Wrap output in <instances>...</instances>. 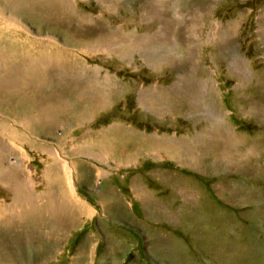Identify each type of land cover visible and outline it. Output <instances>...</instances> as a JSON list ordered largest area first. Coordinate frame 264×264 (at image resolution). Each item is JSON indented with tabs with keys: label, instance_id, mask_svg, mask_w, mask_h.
Returning <instances> with one entry per match:
<instances>
[{
	"label": "rangeland",
	"instance_id": "rangeland-1",
	"mask_svg": "<svg viewBox=\"0 0 264 264\" xmlns=\"http://www.w3.org/2000/svg\"><path fill=\"white\" fill-rule=\"evenodd\" d=\"M0 88V264H264V0H0Z\"/></svg>",
	"mask_w": 264,
	"mask_h": 264
},
{
	"label": "bare ground",
	"instance_id": "bare-ground-1",
	"mask_svg": "<svg viewBox=\"0 0 264 264\" xmlns=\"http://www.w3.org/2000/svg\"><path fill=\"white\" fill-rule=\"evenodd\" d=\"M53 2H54V1H53ZM33 4H35V3H33ZM43 5H44V4H43ZM57 5H58V4H57ZM10 6H11V5H10ZM33 6H34V5H33ZM41 6H42V5H41ZM44 6H45V5H44ZM44 8H45V7H44ZM51 8H52V7H51ZM32 9H33V8H32ZM42 9H43V8H42ZM48 9H49V8H48ZM53 11H54V10H53ZM37 12H38V11H37ZM225 33H226V32H225ZM118 36H119V35H118ZM228 38H229V37H228ZM216 39H217V38H216ZM114 41H115V40H114ZM12 43H13V42H12ZM1 60H2V59H1ZM99 64H100V63H99ZM99 67H100V66H99ZM47 68H48V67H47ZM70 68H71V67H70ZM54 73H55V72H54ZM106 74H107V73H106ZM24 76H25V75H24ZM17 77H18V76H17ZM12 78H13V77H12ZM24 78H25V77H24ZM12 81H13V80H12ZM2 88H3V87H2ZM0 89H1V88H0ZM14 94H15V93H14ZM47 112H48V111H47ZM49 112H50V111H49ZM49 112H48V113H49ZM48 113H47V114H48ZM51 113H52V115L54 114L53 111H52ZM47 114H46V115H47ZM49 115H50V114H49ZM49 119H50V116H49ZM49 119H48V120H49ZM49 121H52V120H49ZM115 127H116V126H115ZM122 127H123V126H122ZM125 128H126V127H125ZM126 129H127V128H126ZM50 152H52L51 149H50ZM55 152H56V151H55ZM0 155H2V154H0ZM60 157H61V156H60ZM60 159H61V158H60ZM67 162H68V161L65 160V168H66V170H65L66 172H65V173L68 174V176L71 177V175H72V173H71V171H70L71 169H69V165H68ZM104 170H105V169H104ZM105 172H106V171H105ZM50 173H51V172H50ZM6 174H7V173H6ZM50 175H51V174H50ZM3 176H5V175H3ZM18 176H19V175H18ZM44 176H45V174H44ZM44 176H43V177H44ZM106 176H107V175H106ZM53 178H54V180L57 179L56 177H51L52 180H53ZM55 178H56V179H55ZM2 179H3V178H2ZM11 179H12V178H11ZM48 179H49V177H48ZM0 180H1V179H0ZM18 181H19V180H18ZM21 181H22V180H21ZM0 183H1V182H0ZM15 184H17V183H15ZM69 184H70V183H69ZM25 186H26V185H25ZM72 186H73V185H72ZM74 187H75V186H74ZM70 189H71V188H70ZM72 189H73V187H72ZM72 189H71V190H72ZM19 191H20V190H19ZM69 191H70V190H69ZM72 192H73V191H71V193H72ZM64 195H65V194H64ZM71 195L74 196V197L72 198V199H74V201L71 202L70 204H72V205H74V206L77 207V210H75L76 212L74 211V213L72 214L73 217H74V216H77V214H78L79 211H82V210H81V207H82L83 205L80 206V202H81V201L78 202L77 204H74L75 201H76V199H75V196H76V195L73 194V193H72ZM36 201H38V199H37ZM82 202H83V201H82ZM82 202H81V203H82ZM68 203H69V202H68ZM47 206H48V205H47ZM135 207H136V206H135ZM64 208H65V206H64ZM136 208H137V207H136ZM59 209H60V208H59ZM65 210H66V209H65ZM73 210H74V209H73ZM136 210H137V209H136ZM65 213H66V212H65ZM66 215H67V213H66ZM45 216H46V215H45ZM69 217H70V215L68 216V219H69ZM72 220H73V218H72ZM259 249H260V248H259ZM256 262H257V261H256Z\"/></svg>",
	"mask_w": 264,
	"mask_h": 264
}]
</instances>
